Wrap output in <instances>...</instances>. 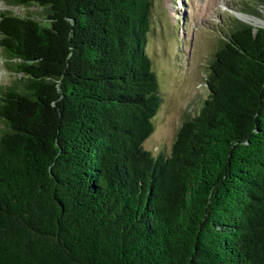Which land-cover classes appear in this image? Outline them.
<instances>
[{
  "label": "trees",
  "instance_id": "1",
  "mask_svg": "<svg viewBox=\"0 0 264 264\" xmlns=\"http://www.w3.org/2000/svg\"><path fill=\"white\" fill-rule=\"evenodd\" d=\"M3 1L0 264H264V27L225 30L154 152V0Z\"/></svg>",
  "mask_w": 264,
  "mask_h": 264
},
{
  "label": "rangeland",
  "instance_id": "2",
  "mask_svg": "<svg viewBox=\"0 0 264 264\" xmlns=\"http://www.w3.org/2000/svg\"><path fill=\"white\" fill-rule=\"evenodd\" d=\"M5 4L0 0V11L9 8ZM41 9L38 5L12 7L19 14ZM152 11L147 49L159 73L163 103L145 146L169 152L184 114H196L207 95V69L218 41L227 38L225 30L235 19L254 26L238 17V12L264 17V0H154ZM2 53L0 48V86L14 77Z\"/></svg>",
  "mask_w": 264,
  "mask_h": 264
},
{
  "label": "bare ground",
  "instance_id": "3",
  "mask_svg": "<svg viewBox=\"0 0 264 264\" xmlns=\"http://www.w3.org/2000/svg\"><path fill=\"white\" fill-rule=\"evenodd\" d=\"M222 6L225 8L224 4ZM238 17H240L241 19H243L247 22L252 23L257 28H258V26L264 25V17H259L258 15L254 16V15H250L248 13L244 14V12L241 11V12H238Z\"/></svg>",
  "mask_w": 264,
  "mask_h": 264
},
{
  "label": "water",
  "instance_id": "4",
  "mask_svg": "<svg viewBox=\"0 0 264 264\" xmlns=\"http://www.w3.org/2000/svg\"><path fill=\"white\" fill-rule=\"evenodd\" d=\"M264 27V25H262Z\"/></svg>",
  "mask_w": 264,
  "mask_h": 264
}]
</instances>
